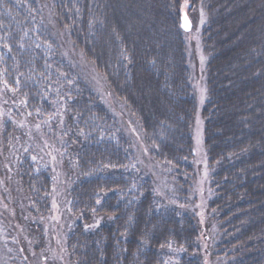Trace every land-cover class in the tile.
I'll list each match as a JSON object with an SVG mask.
<instances>
[{
  "label": "trees",
  "instance_id": "trees-1",
  "mask_svg": "<svg viewBox=\"0 0 264 264\" xmlns=\"http://www.w3.org/2000/svg\"><path fill=\"white\" fill-rule=\"evenodd\" d=\"M185 1L0 0V223L25 264H264V0H189L203 218Z\"/></svg>",
  "mask_w": 264,
  "mask_h": 264
},
{
  "label": "rangeland",
  "instance_id": "rangeland-1",
  "mask_svg": "<svg viewBox=\"0 0 264 264\" xmlns=\"http://www.w3.org/2000/svg\"><path fill=\"white\" fill-rule=\"evenodd\" d=\"M189 0H186L181 9V13L189 11ZM181 14V16H182ZM190 15V14H189ZM193 21V28L190 32H186L190 38V40H195L197 42V53L199 58V64L194 69V80L195 84L194 87L196 89L197 99H198V107L194 125V150L196 155V166L198 169V184H197V195H198V204L200 207V214L203 218L205 215V211L208 206V201L211 196V189H210V172H209V162L208 156L206 153V146H205V137H204V119L202 115L204 104L207 100V85H206V64H207V57L205 52L202 49L201 41H200V31L203 22L197 25V22L193 20L192 16L190 15ZM197 25V26H196ZM1 203V200H0ZM55 246L56 252H58V247L61 248L62 240L61 238L55 237ZM23 257L20 256L19 252H17L11 244L9 243L8 234L6 230H4L2 224L0 223V264H25V261L22 259Z\"/></svg>",
  "mask_w": 264,
  "mask_h": 264
},
{
  "label": "water",
  "instance_id": "water-1",
  "mask_svg": "<svg viewBox=\"0 0 264 264\" xmlns=\"http://www.w3.org/2000/svg\"><path fill=\"white\" fill-rule=\"evenodd\" d=\"M181 28L186 31L190 32L193 28V21L190 15L187 12H183L181 19H180ZM187 25V26H186Z\"/></svg>",
  "mask_w": 264,
  "mask_h": 264
},
{
  "label": "snow or ice",
  "instance_id": "snow-or-ice-1",
  "mask_svg": "<svg viewBox=\"0 0 264 264\" xmlns=\"http://www.w3.org/2000/svg\"><path fill=\"white\" fill-rule=\"evenodd\" d=\"M187 26V25H186Z\"/></svg>",
  "mask_w": 264,
  "mask_h": 264
}]
</instances>
